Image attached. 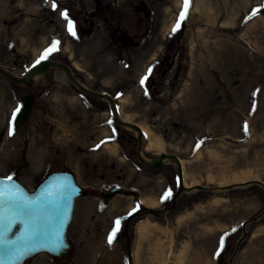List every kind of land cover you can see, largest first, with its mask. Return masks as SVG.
Instances as JSON below:
<instances>
[{
	"label": "rangeland",
	"instance_id": "1",
	"mask_svg": "<svg viewBox=\"0 0 264 264\" xmlns=\"http://www.w3.org/2000/svg\"><path fill=\"white\" fill-rule=\"evenodd\" d=\"M183 9L184 0H0V177L34 192L50 174L71 172L87 192L77 199L69 256L40 254L25 264H152L158 237L169 264L187 243L186 264H264V187L219 188L242 171L264 183V0H190L173 33ZM54 41L59 50L47 59L111 95L121 119L149 127L164 140V153L185 161L187 182L204 189L182 191L172 159L157 170L145 167L138 132L118 122L108 100L77 88L65 70L51 68L31 85L6 78L29 73ZM149 67L145 94L140 80ZM24 94L37 96L32 116L9 135ZM147 141L144 134L143 157L159 158L146 151ZM114 144L116 154L106 148ZM117 187L121 194L103 196ZM169 189L172 196L162 200ZM146 197L160 206L148 209ZM137 205L141 211L133 215ZM116 219L121 230L109 245ZM146 219L169 235L140 241Z\"/></svg>",
	"mask_w": 264,
	"mask_h": 264
},
{
	"label": "snow or ice",
	"instance_id": "2",
	"mask_svg": "<svg viewBox=\"0 0 264 264\" xmlns=\"http://www.w3.org/2000/svg\"><path fill=\"white\" fill-rule=\"evenodd\" d=\"M189 6L190 0H184V9L180 14L179 21L172 29L173 33L180 29L182 22L186 19ZM52 7L55 9L57 5L53 3ZM258 11H254L253 15H256ZM62 16L68 22L69 33L75 36V26L69 19L68 13L65 11ZM58 44L59 41H54L51 47L46 49L37 60V63L58 51ZM152 72L153 68L149 67L147 73L140 80L141 87L145 88V94H147L146 82ZM13 120H15V114H13ZM109 123L111 122L109 121ZM244 131L248 132L247 124L244 125ZM8 134H14V127L9 129ZM59 179L61 182L55 188L46 187L34 197H29L16 184L0 182V261H19L29 253L42 248L51 251H59L63 248L64 220L67 218V207L76 189L68 178ZM11 180L12 177L9 176L8 181ZM171 196L172 192L169 189L163 194L162 200H168ZM138 210L139 205L133 209V212ZM131 214L129 213V215ZM17 225L18 229L13 231V227ZM120 230L121 220L116 219L107 238L109 245L113 243ZM224 244L225 241L221 238L220 251L223 250ZM216 254L219 255V251Z\"/></svg>",
	"mask_w": 264,
	"mask_h": 264
},
{
	"label": "water",
	"instance_id": "3",
	"mask_svg": "<svg viewBox=\"0 0 264 264\" xmlns=\"http://www.w3.org/2000/svg\"><path fill=\"white\" fill-rule=\"evenodd\" d=\"M51 68H59V69L65 70L67 72L68 77L73 82V84L77 88H79L81 91H83L84 93H86L88 95H92V96L97 97V98H101V99L111 101L118 122L122 126L127 127V128H131V129L138 132V140H139V146H138V152H137L138 157H139V160L143 163V165H145L148 169H151V170L160 169L164 165L165 160L172 159L177 163V166H178V172H179V176H180L181 190L182 191L190 193L193 191H198V190L200 191V190L204 189V187L202 185H196V186H192L190 188L185 186L184 180H183L182 164H181L180 158L177 155L163 153L157 159H154L151 161L146 160L142 155V148H143V131H142V129L135 123L126 122V121L122 120L121 117L119 116L118 107L115 104L113 97L109 94H103L101 92L93 91V90L87 88L86 86H84L82 83H80L74 77L73 71L69 66L62 64V63H57V62H52L50 60H45V61L41 62L40 64H38L37 66H34L29 73H25L21 77H16V76H11V75H6V77L10 81L15 82V83L31 85V84H33L34 79L37 76L41 75L42 73L48 71ZM20 103H21V109L15 114V120H12V126L15 129H19L22 126H24L25 124H27V122L29 121V118L32 116L34 105H35V95H33V94L23 95L20 99ZM65 177L68 178V180L71 182L73 187L76 189V192L72 196L71 201L69 202L68 207H67V218L64 220V227H63V232H62V236H63V240H64L63 248L60 249L59 251H51L47 248H42L36 252L29 253L28 255L24 256L19 261H0V264H25L26 261H28L29 259H31L37 255H40V254H48V255L53 256L55 258L68 257L69 251L71 248V243H70L68 234H69V229L71 227V224L73 222L77 199L82 197L83 195L87 194V192H83V189L77 183L75 176L70 172H56V173L51 174L37 188V190L35 192L29 191L19 181L15 180V179L8 181V178L0 177V182H7L8 184L18 185L19 188L22 189L29 197H34V196L38 195L41 192V190L46 188V187L51 186V187L55 188L57 186V184H59L61 182V180L59 178H65ZM251 183H257V184H260L264 187V183H262L260 181H252V182H246V183H242V184H234V185H229V186H224V187H219V188H233V187H237V186H245V185H248ZM122 192H123V189L121 187H117L115 189H112L109 192H104L103 196L108 198V199H112L115 196H117L118 194H121ZM138 211L134 212L133 215L137 214ZM18 227H19L18 225L14 226L13 231H16L18 229ZM17 234H19V233L17 232Z\"/></svg>",
	"mask_w": 264,
	"mask_h": 264
},
{
	"label": "bare ground",
	"instance_id": "4",
	"mask_svg": "<svg viewBox=\"0 0 264 264\" xmlns=\"http://www.w3.org/2000/svg\"><path fill=\"white\" fill-rule=\"evenodd\" d=\"M173 26V22L172 21H168V24L166 25V32L165 34L167 35V33L169 32V30L172 28ZM155 54L152 55L151 57V61L155 60ZM77 69H79V66L76 67ZM119 104L123 107L125 105L126 102V98L121 97L118 100ZM123 120L126 122H131V117L129 116H125L123 117ZM143 131V134H145V136L147 137L148 141L146 143L145 149L147 152H151V151H158L161 154L164 153V145L165 142L162 138L156 136L149 127L142 125V124H137ZM143 141H144V137H143ZM106 148H109L114 154L117 153L118 151V146L117 144L114 145H107ZM181 164H182V168H183V180H184V184L186 187H192V186H196L199 185L198 183L196 184H191L189 182H187L186 180V171H185V161L183 159L180 158ZM252 181H260L261 179L259 176H255L252 174L251 171H242L239 174H235L232 178V180H226L224 183H221L220 186H228L231 185L233 183L236 184H242V183H246V182H252ZM222 200H217V202H221ZM143 204L148 208V209H157L160 204H161V200L158 198H152V197H146L143 199ZM184 220V216H179L178 217V221L181 222ZM222 229L226 230L229 227L228 226H222ZM155 233H160L163 235L168 236L170 231L169 228H167L166 226H162L157 222H154L150 219H146L145 221H143L142 223L139 224L138 226V234L140 237V241L144 240V239H148L152 234ZM171 243L173 244V238H171ZM140 245V242H139ZM189 248L188 243L185 244L182 249L179 251V253H177L176 255H174L173 258V264H186L185 260H186V251ZM153 251V255L154 258L152 259V264H169L168 261L169 259L166 257V253H165V242L163 241L162 238L158 237L155 247L152 249ZM135 258L137 260V263H139L140 261V255H139V249L137 250L136 254H135ZM194 264V263H193Z\"/></svg>",
	"mask_w": 264,
	"mask_h": 264
},
{
	"label": "flooded vegetation",
	"instance_id": "5",
	"mask_svg": "<svg viewBox=\"0 0 264 264\" xmlns=\"http://www.w3.org/2000/svg\"><path fill=\"white\" fill-rule=\"evenodd\" d=\"M34 81H35V79H34ZM24 85V84H23ZM34 95V94H33ZM36 100H37V96L35 95V103H36ZM110 102V101H109ZM111 103V102H110ZM138 146H139V144H138Z\"/></svg>",
	"mask_w": 264,
	"mask_h": 264
}]
</instances>
